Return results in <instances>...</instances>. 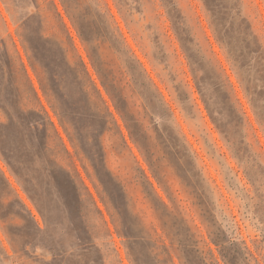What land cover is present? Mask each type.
<instances>
[{
  "label": "rangeland",
  "instance_id": "obj_1",
  "mask_svg": "<svg viewBox=\"0 0 264 264\" xmlns=\"http://www.w3.org/2000/svg\"><path fill=\"white\" fill-rule=\"evenodd\" d=\"M35 1L37 7L33 0H0V96L9 103L20 101L41 111L21 70V56L68 152L43 112L33 118L22 115L23 122L14 123L0 108L3 147L11 161L21 169L22 183L38 195L42 203L50 205L43 218L0 152V182L4 188L0 195V264H90L92 256L98 257L101 253L107 264H133L125 241L116 231L112 209L107 203L108 193L97 178L92 161L111 191L123 187L137 226L148 238L145 242L154 247L143 253L140 264H226L211 240L219 233L224 235L226 243L232 240L238 248V264H264V178L257 173L252 162L241 163L235 153L236 147L225 145L197 91L192 68L185 56L191 53L195 61L205 59L215 65V75L222 84L225 81L222 70H225L233 86L226 84L225 89L230 91L236 106L247 117L242 130L235 132L236 139L238 137L239 143L241 140L254 145L256 135L264 154V127L254 111L257 108L264 115V98L258 96V93L264 95V87L256 71L255 56L259 52L253 48L256 42L264 46V0H217L216 32L227 39L231 56L242 64L244 77L252 87L253 101L231 69L226 48L220 47L216 41L201 0H171L173 5L166 0H68L80 21L85 26H93V44L98 48L94 57L102 69L105 84L92 66L86 43L78 35L63 4L55 0L79 54L87 63L91 78L101 90L127 140V143L123 141L117 127L108 118L107 130L101 137L103 150L99 147L98 134L89 126V117L72 114L67 108L76 125L69 124L76 144L72 143L54 114L49 98L44 95L38 72L28 59L24 35L36 47L37 57L47 67L53 86L57 88L61 84L69 91L71 99L77 93L63 62L64 78L55 75L58 69L56 59L60 57L58 42L69 48L63 26L49 0ZM105 4L114 19L107 13ZM170 9L181 22L183 30L180 34L187 38V53L170 20ZM245 19L251 23L252 29ZM261 50L264 53L263 47ZM201 63L207 62L203 60ZM208 86L212 89L213 83L209 82ZM111 95L117 96L122 103L130 126L145 137L146 150L140 149L130 138ZM99 105L102 109L101 102ZM81 112L82 108L78 113L83 114ZM13 114L17 116V111ZM34 120L46 131L54 157L66 167L78 185L83 183L102 212L101 216L86 190H82L84 220L91 241L99 246L98 249L83 250L82 239L73 230L71 220L65 217L67 214H61L63 194L45 172L46 165H54L48 162L46 155L41 154L39 158V153L32 148L35 137L28 129V123ZM154 121H157L156 126ZM168 135L178 141L177 150L170 144ZM102 153H105L107 163L105 169ZM261 159L264 167L262 156ZM186 161H191V167L200 171L198 175L205 192L202 197L186 184L182 170V163ZM55 172L58 173L57 169ZM1 173L17 190L39 229ZM12 205L19 213L11 210ZM205 207L214 219L204 215L202 208ZM108 230L112 232V238ZM138 242L139 248L144 249L145 242ZM51 247L56 249L57 257H53ZM210 249L215 257L211 256ZM95 264L101 262L98 260Z\"/></svg>",
  "mask_w": 264,
  "mask_h": 264
},
{
  "label": "trees",
  "instance_id": "obj_2",
  "mask_svg": "<svg viewBox=\"0 0 264 264\" xmlns=\"http://www.w3.org/2000/svg\"><path fill=\"white\" fill-rule=\"evenodd\" d=\"M37 7V2L33 0ZM51 5L53 6L54 13L58 20L61 22L63 26V30L65 33L66 40L69 44V48H65L62 43L58 42L59 44V54L60 57H57L56 61L58 62V69L55 70V75H57L59 78H64V71H61L62 62L67 66V70L69 73V77L71 78V81L73 82V85H75L76 89V97L71 99V96L69 95V91L61 87V84L56 88L53 86L51 80L52 77L50 76L47 67L43 65L41 59L37 57V49L33 45V42L30 38H28L26 35H24V46L28 55V59L34 68L38 72V80L40 83V86L44 92V95L49 98V102L51 104V107L53 109L54 114L57 116V118L60 120L64 130L66 131L68 137L72 141V143L76 144L74 137H72L70 133V128H72L69 124L71 123L72 126H76L73 119H71L70 114L68 113V109L70 108L72 111V114H78V115H87L89 117V123L90 127L94 129V131L98 134V138L101 141L102 135L106 132L109 121L112 120L113 124L117 127L121 137L123 138V141L127 143V140L125 139V135L123 134L120 125L117 122V119L114 116V113L110 110L109 105L107 104L106 100L103 98V95L101 93V90L98 88L94 80L91 78V74L89 73V70L87 68V63L84 61V58L82 55L79 54L76 45L73 40V36L71 35L70 29L67 26L66 22L64 21L63 15L58 10V6L55 2V0H49ZM61 3L64 6V9L68 13V16L76 28V31L80 38L86 43V46L88 48V57L90 59V62L92 66L97 70L99 73L103 84H105L104 81V75L102 72L101 67L98 65L94 55L95 52H98V48L94 46L93 42V36L91 34V31L93 29L92 25L85 26L81 21L80 17L77 16L73 11L72 8L69 5L68 0H60ZM78 2V0H76ZM165 1V0H162ZM168 3H171L170 5H173L171 0H166ZM206 13L208 15V18L210 20V25L212 27L213 34L215 36L216 41L220 45V47H225L226 51L228 53V62L231 66V69L235 73L237 79L239 82L244 86L245 91L247 92V95L251 97L252 101L253 95L251 93L252 87L249 85V80L245 79L243 74V67L242 64L238 62L237 58L231 56V50L227 47V39L224 37H220L216 32V14L219 9V4L217 3V0H201ZM106 11L109 14V16L114 19L113 14L110 12V8L105 4ZM238 12L240 10L238 9ZM168 14L170 17V20L172 21L175 31L177 35L181 38L183 42V47L186 49V53L189 51L187 49V42L185 43V39L183 37V34H180V30H183L181 27V22L179 19H177V16L175 13L170 9L168 10ZM247 25L250 29H252L251 23H248ZM127 24V23H126ZM117 30L120 29L117 26ZM121 33V32H120ZM44 36V35H43ZM122 36V34H121ZM44 38V37H43ZM208 41V38L206 39ZM123 43L125 44V41L123 40ZM102 46V45H101ZM256 50H258V55L255 56V63L257 64V74L258 78L263 83L264 87V53L261 50V48L264 46L261 43H254L253 45ZM209 48L211 49V46L209 44ZM261 50V51H259ZM210 53L214 55V52L210 50ZM262 53V54H261ZM186 58L188 59V63H190V66L192 68V75L194 78V82L197 88V91L199 92L202 102L205 106V108L208 111V114L210 116L211 121L213 122L216 130L218 131L220 137L224 141L225 145L228 148L236 147L235 153L238 155V158L242 161L241 163L246 162H252V165L255 166L257 169V173L260 174L262 178H264V167L261 164L262 158H264V154L261 152V146L259 139L256 135H254L255 138V144H251L248 142H238V137L236 139V131H241L242 126L245 125L246 116L244 111L240 109V107L236 106V101L232 99L230 91L225 89V85L229 84V87H233L229 76L225 74V70L223 69L222 72L225 76L224 84H222L219 79H217L216 70H214L215 65H212L210 62H208L205 59H202V61H206L207 63H201L202 61H195V58L191 55V53H187ZM74 57L76 59H74ZM203 57V56H202ZM60 58V59H59ZM204 58V57H203ZM253 58H251L252 60ZM219 63V61L217 62ZM19 64L21 66V70L23 74L25 75V79L28 83L29 89L31 91V94L35 100L41 107V111L29 106L26 103H20L19 102H12L9 103V101H4L0 96V108L3 109L9 120L14 123H22L24 118L21 116L23 115H30L31 118L36 117L37 115H40L42 112L49 121L50 125L55 130V134L59 137V139L63 143V147L65 149V152L67 151V147L65 143L63 142V139L56 128L54 122L52 121L51 117L48 114V111L45 109L44 105L42 104L41 98L39 96V93L37 91V88L34 85L33 80L30 78L26 66L21 58L19 56ZM140 64V63H139ZM102 65V64H101ZM57 68V67H56ZM133 68V67H131ZM205 68H209V70H206ZM219 68H221V65L219 63ZM222 69V68H221ZM143 72L146 73V71L143 69ZM54 78V77H53ZM209 82L213 83V88L209 89ZM263 92H264V88ZM19 91V87H18ZM216 93H215V92ZM259 94V95H258ZM257 95L261 98H264V95H261V93H258ZM163 97V95H162ZM111 98L113 100L114 106L116 111L119 113V115L122 117L125 126L128 130L129 136L132 139L134 143L138 145V147L143 150H146V146L144 141L145 137H141L138 135L133 127L130 126L127 118L126 113L124 111L122 103L119 101L117 96L111 95ZM68 99H71L69 102ZM103 105L102 109L99 105V103ZM69 104V105H68ZM238 104V103H237ZM65 105L67 107L65 108ZM17 106L19 108H17ZM64 106V108H63ZM69 106V107H68ZM80 108L83 109V114H79ZM13 111H17V116L13 114ZM258 116L259 123L264 127V115L261 111H258L257 108L254 110ZM173 111L171 110V114ZM247 124L253 129L252 125L249 123L247 119ZM68 125V126H67ZM154 125H157V121H154ZM86 127V125H85ZM28 129L34 134V143H32V148L39 153V158L42 155H46L48 157V162H51L52 165H46L45 166V172L49 174V176L53 179L56 188L60 191V193L63 194V204L64 207L61 210V214L63 216H66L71 220V225L75 233L78 237H81L82 241L80 242L81 247L83 250L90 251L91 249H98L94 242L91 241L92 236L90 235V230L88 225L85 223L84 220V210L83 208V200H82V190H86V187L81 182L79 185L76 183V181L73 180L70 173L67 171L66 167L57 161V159L54 157V155L51 152L50 144L48 143V137L46 131L42 130L40 128V124L37 122V120L31 121L28 123ZM170 139V144L174 147V149L177 150L179 147L178 141L172 136L168 135ZM1 138H3V135L1 137L0 133V152L6 161V163L11 167L15 175L17 176L18 180L22 184V187L24 188L25 192L28 194L30 199L33 201L34 205L40 212L43 218H45V215L47 214L45 210H49L50 205L42 203L40 197L33 193L31 189L22 183V171L19 169V166L16 165L14 161H11L9 158V155L7 153V149L3 147V144L1 142ZM142 138V139H141ZM144 140V141H143ZM99 147L103 150L102 141L99 144ZM255 151V152H254ZM257 151V152H256ZM256 153V154H255ZM102 160H103V169L107 168V163L105 159V153H102ZM151 160V159H150ZM191 161H186L183 164V173L184 178L186 179V184L189 188L192 189V191H196L197 195L199 194L200 197L204 195V188L202 186V180L199 177L198 173L200 171H195L190 163ZM93 169L96 172V176L101 182L103 189L105 192L108 193L107 197V203H109V206L112 209V216L114 217V224H116V231L119 234V236L125 241L124 244L126 246L127 253L129 255L130 260L133 264H140L141 256H143V253H146V250H153V246H149L146 241H148V238L146 234L140 230L137 226V219L134 218V214L129 206V200L126 197L125 191L123 187L121 189H115L114 191H111L109 189V186L107 183L101 178V175H99L97 170V165L92 161L91 162ZM152 165V160L149 163ZM55 169H57L58 173L55 172ZM107 170V169H106ZM108 171V170H107ZM143 176L148 182V184L153 188L152 182L149 180L147 174L144 170H142ZM245 172V171H244ZM2 174V173H1ZM246 174V172H245ZM247 175V174H246ZM3 178L6 181V184L11 188L13 194H15V197L19 204L22 206L24 211H26L29 216L33 219L35 222L36 227L39 229V224L35 220L34 216L31 214V211L26 207V205L21 201L19 194L17 190L12 187V185L9 183V181L4 177ZM157 176V175H155ZM156 179L159 181V178L156 177ZM80 180V179H79ZM200 187V189H198ZM4 188L1 186L0 182V195L3 193ZM86 194L90 197L91 203L94 206L95 210L102 216L101 210L96 205L95 200L91 196V194L88 193L86 190ZM201 199V198H200ZM203 202V198L200 201V203ZM205 204V203H204ZM14 205H12L11 210H14V212H18ZM16 210V211H15ZM204 210V215L210 216L211 219H214V215L210 213L206 207ZM212 215V217H211ZM107 225V222L104 221ZM109 237L112 238V232L108 230ZM211 238V233H209ZM144 241L146 245H144V249L139 248V242L138 241ZM213 243L217 246V250L219 251L220 256L222 259L226 262V264H238L239 262V256H238V248L233 243L232 240H228L227 243L224 241V235L216 234L215 239L211 238ZM247 249V247L245 246ZM53 257H57V251L54 247L50 248ZM91 252V251H90ZM114 252L118 258V262L121 263V260L119 258V254L117 250L114 247ZM211 256H214V252L212 249L209 250ZM101 253V252H100ZM142 253V254H141ZM153 257L156 258L155 255ZM172 262H173V257ZM98 260L101 262V264H107L106 257L103 253L99 255L98 257L92 256L89 263L95 264L98 263ZM219 264V262H218Z\"/></svg>",
  "mask_w": 264,
  "mask_h": 264
}]
</instances>
